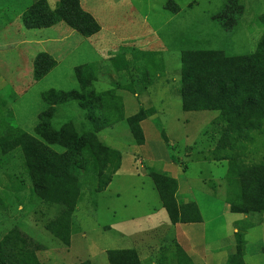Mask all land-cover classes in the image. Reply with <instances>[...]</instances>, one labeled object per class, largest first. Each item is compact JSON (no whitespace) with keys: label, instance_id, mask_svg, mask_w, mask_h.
I'll use <instances>...</instances> for the list:
<instances>
[{"label":"rangeland","instance_id":"1","mask_svg":"<svg viewBox=\"0 0 264 264\" xmlns=\"http://www.w3.org/2000/svg\"><path fill=\"white\" fill-rule=\"evenodd\" d=\"M36 1L0 0V240L18 229L42 247L37 254L42 264H109L107 251L124 249L136 250L142 264H177V231L150 177L157 172L177 181L178 203H197L200 237L207 249L216 252L215 264H231L245 252L244 238L246 264H264V255L258 254L264 247V213L231 214L226 205L235 200L225 178L228 164L209 160L221 136L212 124L219 112H183L181 104L182 55L190 51L220 52L225 57L253 54L264 34V0H236L240 14L230 31H224L214 17L234 0H79L100 26L90 38L62 23L26 29L22 14ZM58 1L46 0L52 10ZM169 2L180 12L166 10ZM41 53L50 55L56 66L35 81L34 61ZM122 56L126 68L116 71ZM92 63L97 69L92 70L94 81L87 90L103 100L92 118L104 120L110 114L112 120L118 111L124 117L96 133L93 142L119 151L121 167L101 193L89 189L92 177L81 172L80 183L87 182L72 212L71 242L66 246L64 233L55 237L47 229L61 207L49 206L40 197L25 170L22 148L10 147L8 130L35 136L38 116L47 109L42 94L80 91L75 68ZM139 112L145 114L139 124L142 145L126 122ZM68 124L90 140L86 130L92 128L76 102L58 106L53 116V129ZM256 137L258 149L248 156L252 162L264 158L262 138ZM49 147L65 152L58 144ZM42 182L43 191L54 185L45 176ZM241 221L253 227L246 232Z\"/></svg>","mask_w":264,"mask_h":264},{"label":"trees","instance_id":"2","mask_svg":"<svg viewBox=\"0 0 264 264\" xmlns=\"http://www.w3.org/2000/svg\"><path fill=\"white\" fill-rule=\"evenodd\" d=\"M237 6L234 0L232 5L226 6L214 17V21L224 31L233 30L238 24L236 16L240 13L237 10L236 14ZM165 9L173 13L180 12L175 3L169 2ZM223 15L226 19L222 18ZM21 20L28 30L48 29L62 23L84 38L100 32V26L92 15L81 8L79 0H59L54 10L49 8L46 0H38L22 14ZM118 62L120 66L117 65L115 70H124V57ZM136 62L141 63L140 60ZM55 66L56 62L50 55H37L34 61V80L40 81ZM96 69V63L75 68L80 91L52 90L42 94V101L47 109L38 116L35 136L19 129L8 130L10 147L22 148L25 170L31 175L40 197L49 206L61 207L60 215L47 225V229L55 237H60V232L64 233L66 246L70 245L71 240L72 212L80 189L87 182L80 183L81 172L84 176L92 177L89 189L93 187L95 193H101L108 188L112 177L121 167L119 151L93 142L96 133L122 122L124 118L121 111L114 113L116 118L112 120L110 114L104 120L92 118L93 113L103 106L102 97L99 98L96 93L87 90L94 81L92 70L96 72ZM181 78L183 112H219L212 124L221 136L215 149L210 152L209 160L225 161L228 164L225 178L228 191L235 200L228 203L230 212L246 216L264 213V158L259 162L248 160V156L258 149L256 136L262 138L261 146L264 148V34L255 52L244 57H225L220 52L207 51L184 53ZM69 102L78 103L85 122L91 126L92 130H86L90 140H84L82 135L74 133L71 124L59 130L53 129L52 119L56 108ZM144 119L145 114L141 112L126 119L130 132L139 145L144 143L143 132L139 126ZM56 144L64 148L65 152L60 154L49 147ZM2 152L6 153L8 149L4 146ZM44 176L54 181V185L45 191L42 182ZM150 177L172 225L202 221L196 203L177 202L175 194L178 185L175 179L157 172H151ZM246 222L241 221L244 231L253 227ZM235 235L239 238L238 228ZM242 241L245 243L244 239ZM41 250L42 247L37 242L18 229H13L0 240V258L7 259V263L2 260L0 262L41 264L37 258V253ZM177 254V264H193L181 248ZM106 255L109 264H141L133 249L110 250ZM243 258L244 250L231 260V264H245ZM80 264L90 263L86 261Z\"/></svg>","mask_w":264,"mask_h":264},{"label":"crops","instance_id":"3","mask_svg":"<svg viewBox=\"0 0 264 264\" xmlns=\"http://www.w3.org/2000/svg\"><path fill=\"white\" fill-rule=\"evenodd\" d=\"M194 164L197 165L199 163L196 162ZM196 205H197V203H196ZM226 208L230 212L228 205H226ZM231 214H233V213H231ZM235 215H241V214H235ZM244 216H246V215H244ZM244 219H246V217ZM173 226L176 228L175 230L177 231V238H176L177 244L184 251V253L191 259L193 264H215L214 261H212V255H214L216 252H213L212 250L207 249L206 245L203 244L201 237H200L202 221L200 223L176 224ZM178 232H179V234H178ZM236 232H237V228H234L233 233H236ZM244 236H246V233L244 234ZM244 241H245V252H244V257H245L248 244H247L245 238H244ZM70 242H71V240H70ZM258 254H259V256L264 255V247L263 246L260 247V251L258 252ZM137 255H138V252H137ZM37 258H38V256H37ZM138 258L142 264V261L140 260L139 256H138ZM46 259L49 260L48 258H46ZM243 260H244V258H243ZM39 262L41 263L40 260H39ZM244 263L246 264L245 261H244ZM256 264H260V263H256Z\"/></svg>","mask_w":264,"mask_h":264}]
</instances>
